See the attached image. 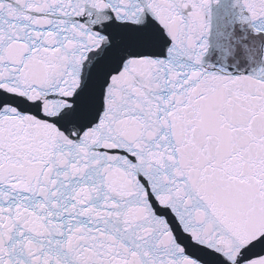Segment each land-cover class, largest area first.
Masks as SVG:
<instances>
[{
	"label": "snow or ice",
	"instance_id": "obj_1",
	"mask_svg": "<svg viewBox=\"0 0 264 264\" xmlns=\"http://www.w3.org/2000/svg\"><path fill=\"white\" fill-rule=\"evenodd\" d=\"M0 264H264V0H0Z\"/></svg>",
	"mask_w": 264,
	"mask_h": 264
}]
</instances>
